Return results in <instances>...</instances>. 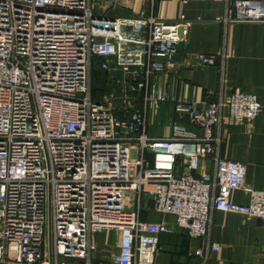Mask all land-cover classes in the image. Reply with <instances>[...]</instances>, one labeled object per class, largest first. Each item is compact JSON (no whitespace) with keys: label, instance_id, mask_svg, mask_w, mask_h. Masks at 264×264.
I'll return each instance as SVG.
<instances>
[{"label":"built area","instance_id":"obj_1","mask_svg":"<svg viewBox=\"0 0 264 264\" xmlns=\"http://www.w3.org/2000/svg\"><path fill=\"white\" fill-rule=\"evenodd\" d=\"M218 1L222 12L211 20L225 30L264 23L262 0ZM116 8L114 0H0V264H92V236L103 230L119 234L112 264H154L159 234L171 229L141 218L143 195L200 239L198 264L220 247L210 239L214 211L264 228V190L245 183L244 163L221 155L225 126L250 123L257 98L208 94L200 108L160 85L190 26L210 20L108 14ZM225 40L219 53L183 63L220 60L222 68ZM96 69L106 73L98 99ZM163 103L177 119L168 136H149L148 118ZM233 190H246L249 202H231Z\"/></svg>","mask_w":264,"mask_h":264},{"label":"crops","instance_id":"obj_2","mask_svg":"<svg viewBox=\"0 0 264 264\" xmlns=\"http://www.w3.org/2000/svg\"><path fill=\"white\" fill-rule=\"evenodd\" d=\"M119 15L151 11L157 18L172 19L179 13L195 18L201 16L208 22H194L187 38L180 43L179 53L168 61L167 73L160 77L161 86H169L170 91L188 98L200 108L205 106V96L215 99L219 94L230 95L234 90L253 94L261 105L259 114L250 123L226 125L221 155L246 165L245 183L254 190H264V23H233L226 30L219 22L213 21L222 12L224 3L218 0H114ZM232 1V0H231ZM263 4H264V0ZM228 57L223 67L218 60L214 65L202 67L187 66L184 55L197 53L217 54L222 49L223 36ZM104 73V72H102ZM105 77V73L102 74ZM161 117L177 119L172 104L161 105ZM186 124L185 120H183ZM189 130L200 133L190 124ZM169 128L160 134L151 129L152 137L168 136ZM152 186L145 185L150 189ZM229 200L237 204H247L246 190H233ZM150 196L143 195L141 213L143 220L166 222L171 231L159 234L154 264H198L195 249L201 245L200 239L191 238L184 228L175 224L174 216L162 215L153 209ZM103 230L93 234L95 249L92 264H112V254L117 252L119 234ZM113 231V230H112ZM210 239L219 244L206 264H264V228L259 219H247L235 212L214 211L210 225Z\"/></svg>","mask_w":264,"mask_h":264},{"label":"rangeland","instance_id":"obj_3","mask_svg":"<svg viewBox=\"0 0 264 264\" xmlns=\"http://www.w3.org/2000/svg\"><path fill=\"white\" fill-rule=\"evenodd\" d=\"M108 14H115V15H119L117 14L118 12H115V11H112V10H108L107 11ZM96 62V60H95ZM96 72H99L98 70H96ZM95 72L92 73V82H93V85L95 86L96 84H98L96 78H95ZM100 78L99 77V81H100ZM170 123V120L169 118H166L165 116L164 117H161V115H158V116H149L148 118V130H147V134L150 135L151 134V129H155L156 130V133L157 134H160L162 131H166V129L168 128V124ZM110 233L112 234H115L114 232L116 231H112L110 230L109 231Z\"/></svg>","mask_w":264,"mask_h":264},{"label":"trees","instance_id":"obj_4","mask_svg":"<svg viewBox=\"0 0 264 264\" xmlns=\"http://www.w3.org/2000/svg\"><path fill=\"white\" fill-rule=\"evenodd\" d=\"M96 70H98L99 72H96ZM96 70H94L93 72H95V74H96L95 78H96L99 85L96 84L94 86L93 82H92V95L95 99H98L106 92V75H105V77H103L102 74H104L105 72L101 71L99 69H96ZM102 72H104V73H102ZM99 77H101L100 81H99Z\"/></svg>","mask_w":264,"mask_h":264},{"label":"water","instance_id":"obj_5","mask_svg":"<svg viewBox=\"0 0 264 264\" xmlns=\"http://www.w3.org/2000/svg\"><path fill=\"white\" fill-rule=\"evenodd\" d=\"M47 238H48L49 250H50L51 249V236H50V214L49 213H48Z\"/></svg>","mask_w":264,"mask_h":264}]
</instances>
